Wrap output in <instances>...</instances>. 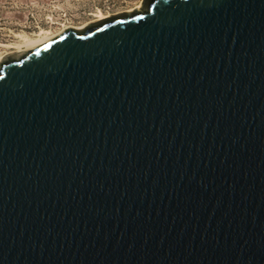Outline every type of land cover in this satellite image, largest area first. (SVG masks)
<instances>
[{
	"label": "water",
	"instance_id": "water-1",
	"mask_svg": "<svg viewBox=\"0 0 264 264\" xmlns=\"http://www.w3.org/2000/svg\"><path fill=\"white\" fill-rule=\"evenodd\" d=\"M0 264H264V0H142L5 55Z\"/></svg>",
	"mask_w": 264,
	"mask_h": 264
},
{
	"label": "rangeland",
	"instance_id": "rangeland-1",
	"mask_svg": "<svg viewBox=\"0 0 264 264\" xmlns=\"http://www.w3.org/2000/svg\"><path fill=\"white\" fill-rule=\"evenodd\" d=\"M142 0H0V52L15 50L20 34L38 38L69 26L96 22L101 12L116 15ZM13 45V46H12Z\"/></svg>",
	"mask_w": 264,
	"mask_h": 264
},
{
	"label": "bare ground",
	"instance_id": "bare-ground-1",
	"mask_svg": "<svg viewBox=\"0 0 264 264\" xmlns=\"http://www.w3.org/2000/svg\"><path fill=\"white\" fill-rule=\"evenodd\" d=\"M141 7V4L140 2L126 10L125 12H131V11H134V9H139ZM110 16H113V15H105L103 12H101V14L99 15V18L97 19V21L101 20V19H104V18H107V17H110ZM89 24V23H88ZM87 23L84 24L83 26H69V27H73V28H77V29H80L86 25H88ZM67 27V28H69ZM66 28V29H67ZM66 29H63L62 31H60L59 33H56V34H53V35H45L44 33L40 34L39 33V36L38 38H33V37H30L29 35H26V34H20L19 36L23 39L21 42L17 43L16 45H14V48L15 50L12 51V52H17V51H29L51 39H53L54 37L60 35L61 33H63ZM13 46V45H12ZM10 52V53H12ZM10 53H7V54H10ZM7 54H4V53H1L0 52V61L2 60V58L7 55Z\"/></svg>",
	"mask_w": 264,
	"mask_h": 264
}]
</instances>
